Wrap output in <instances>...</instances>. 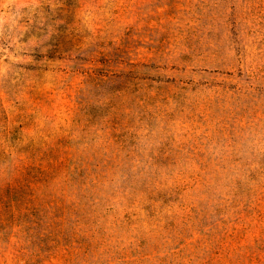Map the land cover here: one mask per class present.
<instances>
[{
    "label": "rangeland",
    "instance_id": "1",
    "mask_svg": "<svg viewBox=\"0 0 264 264\" xmlns=\"http://www.w3.org/2000/svg\"><path fill=\"white\" fill-rule=\"evenodd\" d=\"M0 264H264V0H0Z\"/></svg>",
    "mask_w": 264,
    "mask_h": 264
}]
</instances>
